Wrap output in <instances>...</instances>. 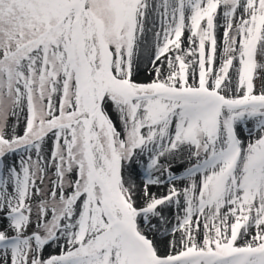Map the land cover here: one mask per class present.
<instances>
[{
    "label": "snow or ice",
    "instance_id": "snow-or-ice-1",
    "mask_svg": "<svg viewBox=\"0 0 264 264\" xmlns=\"http://www.w3.org/2000/svg\"><path fill=\"white\" fill-rule=\"evenodd\" d=\"M0 264H264V0H0Z\"/></svg>",
    "mask_w": 264,
    "mask_h": 264
}]
</instances>
